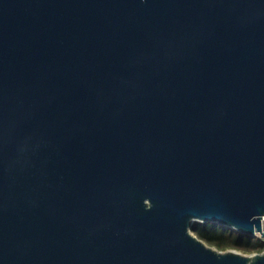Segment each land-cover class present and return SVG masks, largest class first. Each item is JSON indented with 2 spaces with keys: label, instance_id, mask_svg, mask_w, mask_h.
Here are the masks:
<instances>
[{
  "label": "water",
  "instance_id": "95a60500",
  "mask_svg": "<svg viewBox=\"0 0 264 264\" xmlns=\"http://www.w3.org/2000/svg\"><path fill=\"white\" fill-rule=\"evenodd\" d=\"M264 0H0V264H264Z\"/></svg>",
  "mask_w": 264,
  "mask_h": 264
},
{
  "label": "trees",
  "instance_id": "16d2710c",
  "mask_svg": "<svg viewBox=\"0 0 264 264\" xmlns=\"http://www.w3.org/2000/svg\"><path fill=\"white\" fill-rule=\"evenodd\" d=\"M192 233L208 245L220 251L239 250L245 253H263L264 239L241 234L215 223L195 222Z\"/></svg>",
  "mask_w": 264,
  "mask_h": 264
},
{
  "label": "rangeland",
  "instance_id": "374dc122",
  "mask_svg": "<svg viewBox=\"0 0 264 264\" xmlns=\"http://www.w3.org/2000/svg\"><path fill=\"white\" fill-rule=\"evenodd\" d=\"M237 251H239V250H237ZM239 252H241L242 254H245V255H252V254H255V253H245V252H242V251H239Z\"/></svg>",
  "mask_w": 264,
  "mask_h": 264
},
{
  "label": "bare ground",
  "instance_id": "6f19581e",
  "mask_svg": "<svg viewBox=\"0 0 264 264\" xmlns=\"http://www.w3.org/2000/svg\"><path fill=\"white\" fill-rule=\"evenodd\" d=\"M263 231H264V221H263Z\"/></svg>",
  "mask_w": 264,
  "mask_h": 264
}]
</instances>
